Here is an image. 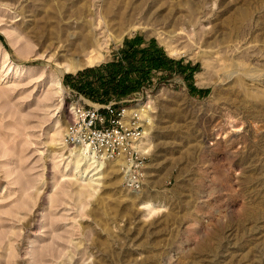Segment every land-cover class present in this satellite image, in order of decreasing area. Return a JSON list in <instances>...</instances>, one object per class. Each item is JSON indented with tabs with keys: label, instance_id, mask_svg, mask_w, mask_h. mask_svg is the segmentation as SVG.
<instances>
[{
	"label": "rangeland",
	"instance_id": "1",
	"mask_svg": "<svg viewBox=\"0 0 264 264\" xmlns=\"http://www.w3.org/2000/svg\"><path fill=\"white\" fill-rule=\"evenodd\" d=\"M136 36L172 59L113 99L151 105L139 190L63 141L101 103L72 77ZM0 264H264V0H0Z\"/></svg>",
	"mask_w": 264,
	"mask_h": 264
},
{
	"label": "built area",
	"instance_id": "2",
	"mask_svg": "<svg viewBox=\"0 0 264 264\" xmlns=\"http://www.w3.org/2000/svg\"><path fill=\"white\" fill-rule=\"evenodd\" d=\"M148 117L149 112H144L137 100L135 104L115 100L90 106L74 104L63 141L94 161L118 162L124 184L139 190L144 178Z\"/></svg>",
	"mask_w": 264,
	"mask_h": 264
},
{
	"label": "trees",
	"instance_id": "3",
	"mask_svg": "<svg viewBox=\"0 0 264 264\" xmlns=\"http://www.w3.org/2000/svg\"><path fill=\"white\" fill-rule=\"evenodd\" d=\"M143 43L141 36L125 39L116 58L79 71L69 84L101 103L136 91L146 83L152 70L169 67L172 62L154 40L145 48L141 47Z\"/></svg>",
	"mask_w": 264,
	"mask_h": 264
},
{
	"label": "bare ground",
	"instance_id": "4",
	"mask_svg": "<svg viewBox=\"0 0 264 264\" xmlns=\"http://www.w3.org/2000/svg\"><path fill=\"white\" fill-rule=\"evenodd\" d=\"M126 15L122 14L121 18H119L122 22H125L126 21ZM103 23V22H102ZM120 28V27H119ZM97 37V36H96ZM95 40V39H94ZM81 42L78 41V38L77 40H74L72 39V41H70L69 43V46L70 48L68 50H71L72 48L74 49V52L80 50L82 53H85L91 46V43H90V40L87 38H82L80 40ZM93 41V40H92ZM99 43V42H98ZM66 51V50H65ZM97 52L96 48L92 49L89 53H88V56H91L93 54H95ZM103 58V56H99V57H95V58H92L88 61H86L85 65L83 64H80V63H67L66 66H64V73H68V72H76L78 70H80L82 67H85V66H93L94 64L98 63L99 61H101V59ZM8 61V60H7ZM6 61V62H7ZM70 62H74L73 60L70 61ZM80 62V61H78ZM12 63H10L11 65ZM9 65V66H10ZM18 70H22L21 68H18ZM59 76V75H58ZM62 76V75H61ZM55 78V77H54ZM53 78V79H54ZM60 78V77H59ZM58 77H56V79H54L52 81V86H53V93H51L48 97L49 98H52L54 95L56 96H61L62 93H63V85H62V82H61V79H59ZM140 107L142 110H144V112L148 111L149 112V109L151 108V105L148 104V103H140ZM150 121V119L148 120ZM73 149L75 150H80L79 153H78V159H79V164L84 161V164L87 166L89 165L90 167L89 168H93L92 170H90L88 172V175L85 177L88 178L89 174L93 173L95 171V173L92 175V179L96 176H99L101 174V171H99V168L102 167V164H105V162H100V161H94L92 160L90 157H86L83 153V151L80 149V148H75V147H72ZM93 162V163H91ZM97 163H101L100 165L98 164L96 167H94L93 165L94 164H97ZM79 168V167H78ZM100 180V177L96 178L95 180H93V182H97ZM91 185V183H89ZM95 185V183L93 184ZM96 186V185H95ZM95 186H92V187H95ZM145 208L149 211V212H153L155 210V207L152 205V204H147L145 206Z\"/></svg>",
	"mask_w": 264,
	"mask_h": 264
}]
</instances>
